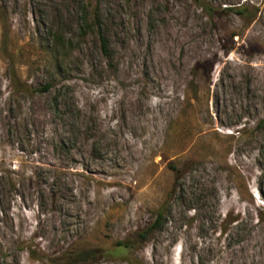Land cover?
<instances>
[{
	"label": "rangeland",
	"instance_id": "rangeland-1",
	"mask_svg": "<svg viewBox=\"0 0 264 264\" xmlns=\"http://www.w3.org/2000/svg\"><path fill=\"white\" fill-rule=\"evenodd\" d=\"M263 120L264 0H0V264H264Z\"/></svg>",
	"mask_w": 264,
	"mask_h": 264
},
{
	"label": "trees",
	"instance_id": "trees-1",
	"mask_svg": "<svg viewBox=\"0 0 264 264\" xmlns=\"http://www.w3.org/2000/svg\"><path fill=\"white\" fill-rule=\"evenodd\" d=\"M87 13H90L88 11H82V21L85 23V28H84V33L82 34L83 38L87 36V34H89V30H94L95 28L97 29V35L99 38V43L101 46V51L102 53L105 55V57H107V59L110 57L111 55V49L109 47V42L107 37L105 36V34L102 31V24H100L99 21V14L98 11H96L95 15L93 16V18L90 21V18H88ZM85 32L87 34H85ZM48 37L52 38V40L54 41V48L57 52L59 53H66L68 46H67V40L65 38V35L61 32V31H50L48 32ZM58 53V54H59ZM16 78V75L14 76ZM49 86H46L45 88H43L44 92L48 91ZM262 125H264V120L261 122ZM155 221L152 224V229L153 230H158L162 227L165 218H166V202L163 203L157 210H156V215H155ZM143 237V236H142ZM132 242H125V243H120L118 244V250L119 252H125L130 250L132 247L130 246ZM137 243V242H135Z\"/></svg>",
	"mask_w": 264,
	"mask_h": 264
}]
</instances>
